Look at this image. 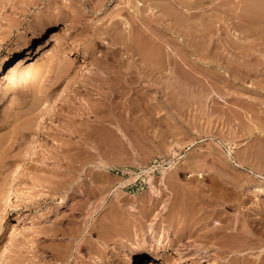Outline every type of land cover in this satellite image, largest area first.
Returning a JSON list of instances; mask_svg holds the SVG:
<instances>
[{
    "label": "rangeland",
    "instance_id": "374dc122",
    "mask_svg": "<svg viewBox=\"0 0 264 264\" xmlns=\"http://www.w3.org/2000/svg\"><path fill=\"white\" fill-rule=\"evenodd\" d=\"M233 2L0 0V58L36 23L52 24L39 42L61 37L35 68L15 73L22 51L0 73V264H119L154 247L160 264L259 261L264 18L241 19ZM174 8L185 23L167 15ZM237 21L247 25L241 35ZM141 43L170 56L166 70L141 63ZM98 75L101 92L106 82L127 89L123 133L113 129L108 142L80 139L97 122L75 115L101 104L95 91L85 94ZM233 222L238 236L229 235ZM213 236L240 246L260 240L222 256Z\"/></svg>",
    "mask_w": 264,
    "mask_h": 264
},
{
    "label": "bare ground",
    "instance_id": "6f19581e",
    "mask_svg": "<svg viewBox=\"0 0 264 264\" xmlns=\"http://www.w3.org/2000/svg\"><path fill=\"white\" fill-rule=\"evenodd\" d=\"M234 1V0H233ZM233 1H231L230 0V3L232 4V2ZM225 3L227 2V1H224ZM238 2V3H237ZM237 2H233L237 7H239V9L241 10V9H243V10H241V11H243V12H241L240 14H241V16L243 15L245 18H254V19H252V21L254 22V21H258V20H256V19H259L260 20V22H261V19H263L264 18V0H237ZM181 3V2H180ZM230 3H228V4H230ZM241 3H243V5H242V7H240L241 6ZM223 4V3H222ZM234 4H233V7H236V6H234ZM225 5V4H224ZM226 5H227V3H226ZM222 5L220 4V7H221ZM175 7V6H174ZM232 7V8H233ZM229 8H231V7H229ZM229 8H227V9H229ZM231 8V9H232ZM224 9V8H223ZM227 9L225 8V10L227 11ZM230 9V10H231ZM238 9V8H237ZM236 9V10H237ZM238 9V10H239ZM225 10H222L223 12L225 11ZM239 10V11H240ZM166 11V10H165ZM169 11V12H168ZM226 11L224 12V14L226 13ZM232 12V11H231ZM234 12V11H233ZM167 15H169V16H171L172 18H174V22H178V23H185L186 22V20H185V18H184V16L183 15H181L180 13H178V11L174 8V13L172 12V11H170V10H168L167 9ZM236 13V12H235ZM235 13H233V14H235ZM61 14V13H60ZM67 14V13H66ZM65 14V15H66ZM239 13H237V15H238ZM240 14L238 15V17L240 16ZM57 15V14H56ZM64 16V15H63ZM63 16H62V18H63ZM234 16H236V15H234ZM241 16L239 17V18H241ZM243 16H242V18L241 19H243V20H245L244 18H243ZM41 17V16H40ZM53 17V16H52ZM237 17V18H238ZM66 18H67V15H66ZM70 18V17H69ZM73 18V17H72ZM238 18V19H239ZM247 18V19H248ZM256 18V19H255ZM55 19H56V17H55ZM59 19H61V18H59ZM64 19V18H63ZM68 19V18H67ZM246 19V21H248ZM62 20V19H61ZM60 20V21H61ZM71 20V19H70ZM250 20V22H252L251 21V19H249ZM65 21V20H64ZM239 21H240V19H239ZM243 22V21H242ZM253 22H252V24H253ZM244 23V22H243ZM246 23V22H245ZM244 23V24H245ZM259 23V22H258ZM264 23V22H263ZM35 24V23H34ZM236 24L238 25V26H240L239 25V23H238V21L235 23V25H234V29L237 27L236 26ZM241 24V23H240ZM249 24V23H248ZM250 25V24H249ZM52 26V24L49 22V21H42V22H40V23H36V25L35 26H33V28H31V30H30V32H29V34L28 35H26V36H23V37H21L20 38V40L18 41V42H16L11 48H9L8 49V51L7 52H5V54H3L2 56H1V58H0V73H2L3 72V66L5 65V66H11L12 65V63L14 62V61H16V59H17V56H18V54L20 53V52H22V51H24L25 52V56H24V58L23 59H20V61H19V65H18V67L16 68V69H14V71H15V73H20L21 71H25V70H30L31 68H33L34 66H35V64H32L33 63V61H34V59H36L37 58V60H36V62L35 63H42L43 61H44V58H46V57H49V55L48 54H50V50L48 49V47H49V42L50 41H55L56 43H57V45L60 43V41H61V37H60V35L58 34V33H55V34H52L51 35V37L48 39V40H46L45 41V43L44 42H39V37H41L43 34H45L46 32H47V29H49L50 27ZM244 25H242L241 27H238L240 30H243V28H246V26H244ZM61 28H60V30L61 31H66V30H68V28L66 27V25L65 24H62L61 26H60ZM238 28H236V30L238 29ZM240 30H237V31H240ZM243 31H240V33L238 34V35H241V33H242ZM132 40V39H131ZM137 40V39H136ZM135 40V41H136ZM140 40V39H139ZM38 41V42H37ZM138 43L140 42V41H137ZM36 43V45H37V48H33L34 47V44ZM136 44V43H135ZM141 44H143V43H141ZM143 45H145L144 46V48L146 49V50H148V48H147V46H146V44H143ZM143 45H141V46H143ZM136 46V48H137V51H138V56L141 58L140 60H141V63H143V62H145V63H143V65H145L146 67H148L149 68V70H151L150 72H160V73H162V68L164 67V66H166V65H169V63L172 61V60H170L169 59V57L170 56H168V54H166V56L163 58L162 56H158V53H157V51L158 50H156V51H154V52H156L155 54H154V52H153V50H150V48H149V50H148V52L146 51V50H143L142 48H141V46H139V47H137L138 45H135ZM134 46V47H135ZM135 49V48H134ZM136 50V49H135ZM134 50V51H135ZM133 51V52H134ZM144 51V53L146 54V55H148V58L150 57V59L151 60H149L147 57H145V55L142 53ZM149 51H152V52H149ZM159 52V51H158ZM160 54L161 55H163L161 52H160ZM143 55V56H142ZM164 56V55H163ZM142 57H145L146 59H144L145 61H143V59H142ZM147 59H148V61H147ZM43 60V61H42ZM42 61V62H41ZM149 62V63H148ZM39 63V64H40ZM38 64V65H39ZM165 64V65H164ZM171 64V63H170ZM34 65V66H33ZM37 65V64H36ZM162 65H164L163 67H162ZM40 66V65H39ZM35 68V67H34ZM37 68H38V66H37ZM166 68V67H165ZM164 69V68H163ZM170 69V68H169ZM164 70H166V69H164ZM13 72V71H12ZM172 71H170V73H171ZM14 73V74H15ZM173 73V72H172ZM172 73L170 74L171 76H172ZM129 73L128 72H124V73H122V76L120 75V77H122V79L123 80H125V82H126V78H127V75H128ZM174 74V73H173ZM130 75V74H129ZM101 78V82H100V78ZM116 77V76H115ZM119 77V76H118ZM119 77V78H120ZM126 77V78H125ZM99 78V79H98ZM98 78H96V80H94V82L95 81H97V80H99L98 82H100L98 85H96L95 87H94V89L93 90H91V91H89L88 92V90H90V89H87V92L85 93V94H90V92H94L95 91V93L96 94H98L99 96H101L103 99H99V100H101L100 102H101V104L99 103V105L97 104V105H92V104H90L91 102H89V103H87V104H84L83 106H81L79 109H77L76 111V113H75V115H79V116H89V115H92L94 118H95V120H96V122H97V124H94V125H91V128L93 129L94 128V132H96V133H98V131L99 132H101V131H103V132H105V135H103L102 133H98V134H95L94 132H92V130L90 131V130H87L86 131V133H84V134H80L79 133V138L80 139H85V141H92V142H97V140L98 141H106V142H108V137L110 138V136H111V134L113 133V132H115V131H118V132H120V133H123L122 132V129H121V126L124 128V124L122 125V123H123V120L121 119L120 120V118H123L124 120H125V116H124V112L123 111H125L124 109L126 108V100H123V99H121V98H124V96H125V94H126V92L125 91H127V89L125 90L124 88L126 87H124V85L125 84H122V87H121V89H120V91L118 90V85L117 84H111V85H113V86H111V85H109V83L107 84V82H106V86L108 87H106L107 89H108V92H101V90H100V88H102L103 86H104V81H105V77L103 78L101 75H98ZM93 79H95V77L94 78H92V82H93ZM116 79H118V78H116ZM122 79H120V80H122ZM128 79V78H127ZM107 80V79H106ZM119 82V81H118ZM123 83H124V81H122ZM121 82V83H122ZM97 83V82H96ZM113 83V82H112ZM121 83H119V84H121ZM92 84V83H91ZM93 84H95V83H93ZM92 84V85H93ZM78 86H80V85H78ZM116 87L117 86V90H115L114 91V89L112 88V87ZM114 87V88H115ZM120 87V86H119ZM4 82H3V78H2V80L0 81V102L2 101V99H3V97H4V95H5V90H4ZM116 91H117V93H116ZM118 94V95H117ZM100 97V98H101ZM117 97H120V99H119V101L117 102L116 100H115V98H117ZM65 100V97H63L62 99H61V101H64ZM58 102V101H57ZM59 102H60V100H59ZM121 109H120V108ZM128 107V106H127ZM117 109V110H116ZM118 110H122V111H118ZM117 112H118V114H117ZM123 115V116H122ZM114 127V128H113ZM113 129L115 130V131H113ZM95 130H97V131H95ZM101 130V131H100ZM112 133H111V132ZM100 134V135H99ZM102 134V135H101ZM110 134V135H109ZM143 138H146V136H143ZM112 139H110L109 141H111ZM258 191H261L262 189L260 188V190H259V188L257 189ZM237 218V221H238V216L236 217ZM231 222V221H230ZM241 222V221H240ZM228 223H229V221H228ZM242 224V223H241ZM226 225H227V223H226ZM230 226H231V224H229ZM229 225H228V227H226L227 229H230V227H229ZM233 225H234V222H233ZM240 225V224H239ZM218 226V225H217ZM221 226V225H220ZM222 227V226H221ZM223 227H224V225H223ZM232 227V226H231ZM173 228V227H172ZM215 228V227H214ZM220 228V227H219ZM227 229H225L224 228V230H227ZM123 231H124V229H122ZM218 230V229H217ZM222 230H223V228H222ZM232 232H231V231ZM229 231V235H233V236H238V234H239V232H240V228H239V230H238V227H237V224L236 225H234L233 226V228L232 229H230ZM123 231H121V232H123ZM209 231H211V230H209ZM221 230H219V232H220ZM128 232V231H127ZM217 232V231H216ZM215 232V233H216ZM222 232H224V231H222ZM226 233H228V231H225ZM246 232V231H245ZM262 236L264 237V231L262 230ZM119 233H120V231H119ZM124 233V232H123ZM126 233V232H125ZM261 233V232H260ZM121 234V233H120ZM221 234V233H220ZM220 234H218V240H219V236H220ZM227 235V234H226ZM240 235V234H239ZM261 235V234H260ZM122 236V235H121ZM179 235H177V237H178ZM217 236V235H216ZM222 236V235H221ZM250 236V235H249ZM261 236V237H262ZM209 237H211V236H209ZM224 237H225V234H224ZM224 237H222V239L224 238ZM230 237H232V236H230ZM181 237L179 236V239H180ZM187 238V237H186ZM236 238V237H235ZM248 238H250V237H248ZM178 239V238H177ZM214 239H217V238H215L214 236H213V238H211V240H212V243L213 244H217V246H219V248L221 249V251H218V253H219V255L220 254H222V256L223 255H230V254H233V253H236L237 251L239 252V254L240 253H242V252H240V250L242 251L243 250V247L244 248H247V251H249V250H251V249H255L256 247L255 246H253V243H255L254 245H256V242L257 241H259V240H257V241H253L252 239H248L249 241H253V242H249V241H247L246 242V245L247 246H242V244H241V246H240V244L238 245H235L234 243L236 242H234V243H228V242H224V241H216V240H214ZM225 239V238H224ZM223 239V240H224ZM263 239V238H262ZM221 240V239H220ZM227 240H229L228 239V237H227ZM233 241H234V239H232ZM178 241H180V240H178ZM240 243V242H239ZM252 245H251V244ZM245 244V243H244ZM141 247H143L142 245H141ZM254 247V248H253ZM239 248H241L240 250H238ZM220 249H218V250H220ZM137 251H135V253H133L132 255H129V256H127L126 258H124L119 264H160V260H159V255H160V251H158L159 249H158V247L156 248V247H154L153 249H152V251L151 252H149V253H146L145 254V256H141V254L139 253V249H136ZM217 252V251H216ZM236 255V254H235ZM241 255V254H240ZM238 257V259L240 258V256H235V259ZM242 258L240 259V261L242 260L243 262H245L246 264L247 263H250L249 261H251V259L250 258H248V255L246 254V255H242L241 256ZM257 261V260H256ZM252 262V261H251ZM254 262V261H253ZM252 262V263H253ZM255 264V263H254ZM256 264H264V253H263V255H262V257H260V259H259V261L256 263Z\"/></svg>",
    "mask_w": 264,
    "mask_h": 264
}]
</instances>
